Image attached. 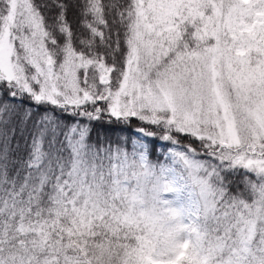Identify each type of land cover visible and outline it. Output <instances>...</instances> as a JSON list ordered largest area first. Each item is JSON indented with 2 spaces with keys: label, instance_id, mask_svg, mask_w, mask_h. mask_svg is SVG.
<instances>
[{
  "label": "snow or ice",
  "instance_id": "1",
  "mask_svg": "<svg viewBox=\"0 0 264 264\" xmlns=\"http://www.w3.org/2000/svg\"><path fill=\"white\" fill-rule=\"evenodd\" d=\"M0 264H264V0H0Z\"/></svg>",
  "mask_w": 264,
  "mask_h": 264
},
{
  "label": "trees",
  "instance_id": "2",
  "mask_svg": "<svg viewBox=\"0 0 264 264\" xmlns=\"http://www.w3.org/2000/svg\"><path fill=\"white\" fill-rule=\"evenodd\" d=\"M68 20H69L70 24L72 25L73 29L74 30H77L78 23H79V17L76 15V13L74 11H71V10L69 11V13H68ZM75 21H76V23H75ZM27 103L28 102L25 101V105H27ZM22 111H23V109H22ZM29 126H31V121L29 122ZM113 128H114V130H116L115 129V126H113ZM97 131H99L101 134H105V132H106V126L102 128L100 125H97ZM119 131H124V132L128 133L130 136L133 134L131 128H128V129H120ZM108 134H110V133H108ZM94 135H95V133H94ZM21 143H23V141H21Z\"/></svg>",
  "mask_w": 264,
  "mask_h": 264
},
{
  "label": "rangeland",
  "instance_id": "3",
  "mask_svg": "<svg viewBox=\"0 0 264 264\" xmlns=\"http://www.w3.org/2000/svg\"><path fill=\"white\" fill-rule=\"evenodd\" d=\"M75 23H76V21H75Z\"/></svg>",
  "mask_w": 264,
  "mask_h": 264
}]
</instances>
